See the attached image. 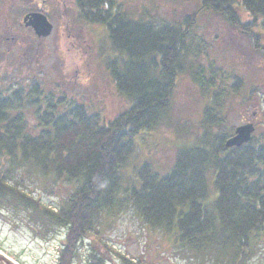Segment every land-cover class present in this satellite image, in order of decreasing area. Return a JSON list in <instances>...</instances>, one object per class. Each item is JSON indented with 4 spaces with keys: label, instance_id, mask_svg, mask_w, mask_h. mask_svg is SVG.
<instances>
[{
    "label": "trees",
    "instance_id": "16d2710c",
    "mask_svg": "<svg viewBox=\"0 0 264 264\" xmlns=\"http://www.w3.org/2000/svg\"><path fill=\"white\" fill-rule=\"evenodd\" d=\"M75 4L83 21L105 27L121 58L107 69L130 106L106 121L73 99L45 94L38 84L8 93L0 83V206L23 212L42 240L62 237L56 264H105L110 251L122 264H150V258L135 262L114 252L101 239L103 226L131 207L150 229L166 232L170 248L203 263L248 264L264 244V134L227 149L235 132L223 134L221 107L209 105L206 122L220 129L213 141L204 136L182 146L163 174L144 161L125 184L124 171L142 134L156 128L171 105L197 14L222 17L264 54V0H200L197 12L180 23L143 12L132 17L121 0ZM233 83L237 92L240 80L233 77ZM26 105L36 108L35 122L27 120ZM209 173L212 211L206 207ZM37 182L55 194L65 187L64 195L49 206L28 190ZM85 241L88 252L81 258ZM155 252L157 258L163 253Z\"/></svg>",
    "mask_w": 264,
    "mask_h": 264
},
{
    "label": "rangeland",
    "instance_id": "374dc122",
    "mask_svg": "<svg viewBox=\"0 0 264 264\" xmlns=\"http://www.w3.org/2000/svg\"><path fill=\"white\" fill-rule=\"evenodd\" d=\"M46 1L53 31L48 38L37 41L22 25L24 12L33 7L35 0H0V83L8 93L38 84L45 94L73 99L106 121L127 111L130 101L118 92L107 69L108 63L121 62V58L114 52L105 27L83 21L75 0ZM199 2L121 0L132 17L143 12L170 23L193 16ZM243 18L246 20L245 15ZM191 35L185 73L177 80L171 105L159 125L142 134L138 152L125 168V184L136 178L137 168L144 161L163 174L171 168L182 146L196 145L204 136L213 141L220 129L210 128L206 122L209 105L221 107L217 114L223 119V134L247 123L254 125L253 134H264V54L254 48L246 34L210 12L197 14ZM260 38L264 45V31ZM233 77L240 80L237 92L232 88ZM23 111L28 121L35 122L36 108L26 105ZM207 179L206 207L212 211L216 197L213 174L209 173ZM65 189L51 193V188L46 190L38 182L28 188L52 207ZM103 227V242L135 262L146 257L150 264H214L193 259L187 250L170 248L166 232L150 229L132 207ZM36 232L23 212L0 206V252L17 264H56L62 237L45 241ZM88 242L80 251L81 258L87 255ZM156 250L163 251L158 258ZM105 264L122 263L110 251ZM248 264H264V244Z\"/></svg>",
    "mask_w": 264,
    "mask_h": 264
},
{
    "label": "water",
    "instance_id": "95a60500",
    "mask_svg": "<svg viewBox=\"0 0 264 264\" xmlns=\"http://www.w3.org/2000/svg\"><path fill=\"white\" fill-rule=\"evenodd\" d=\"M27 27H32L39 37H48L51 35L53 25L48 20L47 16L43 13H31L24 19ZM255 131V127L252 123H247L238 126L235 129L234 135L229 138L225 144L227 149L240 148L244 144L248 143ZM0 264H17L15 261L10 259L8 256L0 252Z\"/></svg>",
    "mask_w": 264,
    "mask_h": 264
},
{
    "label": "flooded vegetation",
    "instance_id": "af4514ba",
    "mask_svg": "<svg viewBox=\"0 0 264 264\" xmlns=\"http://www.w3.org/2000/svg\"><path fill=\"white\" fill-rule=\"evenodd\" d=\"M31 13H43L47 16L48 20L51 22V18H50V6L49 4H47L46 0H35V4L33 5L32 8H29L26 12H24L23 14V18H22V25L29 29L33 34H34V38L37 39V41H43L44 39L48 38V37H39L36 35L34 29L32 27H27L25 25L24 19L27 15L31 14ZM52 24V23H51ZM53 31V30H52ZM14 41H16V38H12Z\"/></svg>",
    "mask_w": 264,
    "mask_h": 264
}]
</instances>
